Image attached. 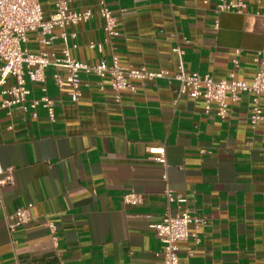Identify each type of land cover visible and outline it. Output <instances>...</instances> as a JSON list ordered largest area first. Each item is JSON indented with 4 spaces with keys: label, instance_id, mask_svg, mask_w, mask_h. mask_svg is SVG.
I'll return each mask as SVG.
<instances>
[{
    "label": "crops",
    "instance_id": "crops-1",
    "mask_svg": "<svg viewBox=\"0 0 264 264\" xmlns=\"http://www.w3.org/2000/svg\"><path fill=\"white\" fill-rule=\"evenodd\" d=\"M102 1L117 18L120 35L112 41L98 14ZM245 1L243 13L217 14V0H71V9L96 14L54 27L48 46L30 32L25 47L60 57L70 48L90 64L117 57L126 67L251 83L264 52V0ZM55 2L41 0L46 18ZM46 73L44 84L30 83L29 98L50 96L53 120L42 106L37 117L2 108L0 93V178L8 168L15 177L0 190V264H162L164 243L152 225L185 208L205 223L199 241L180 243V264H264V120L251 124L253 93L231 102L227 117L213 118L203 98L179 94L176 80L135 81V91L117 97L109 78L82 74L75 102L70 85L54 81L56 73L66 78V68L51 65ZM13 83L9 77L5 86ZM154 148H164L165 162ZM167 189L187 202H169ZM131 190L141 203L125 202ZM28 204L33 220L11 230L8 215Z\"/></svg>",
    "mask_w": 264,
    "mask_h": 264
},
{
    "label": "built area",
    "instance_id": "built-area-1",
    "mask_svg": "<svg viewBox=\"0 0 264 264\" xmlns=\"http://www.w3.org/2000/svg\"><path fill=\"white\" fill-rule=\"evenodd\" d=\"M56 12L46 18L41 5V0H0V93L4 96L1 107L10 109L17 106L23 112H30L34 117L38 116V107L47 109L49 116L53 120L55 117V101L47 94L40 98H32L30 83L44 84L47 78V68L51 65L64 67L67 70L66 78L59 73L54 74V81L59 87H63L67 82L70 87V97L72 101H79L82 96L81 75L95 74L100 78H109L111 86L116 90L117 97L123 89L136 90L135 81H156L158 79H168L178 81L179 94H186L191 98H203L205 101V113L210 117L225 118L229 114L231 102H236L244 92L254 94V112L251 115V124L256 126L264 120V110L260 105L261 97H264V52H259L261 58V68L256 73L253 82L231 78L215 79L210 74H200L199 72L186 73L181 71L171 74L168 70L152 71L141 66H122L117 57L114 62L108 64L105 61L87 63L72 57L70 48L63 50V56H57L47 50L33 53L25 47L30 32H38L41 42L50 45L55 35L53 29L56 26L65 28L70 24H78L91 19L96 12L91 9L74 10L69 7L71 0H55ZM210 0H205L208 3ZM247 7L245 0H217L215 12L243 13ZM105 19L104 29L107 33V40L112 41L120 35L117 27V18L113 11L102 1L98 11ZM218 27V23H216ZM66 37V33L62 34ZM91 47L102 49V43L92 42ZM76 47V45H75ZM175 51L181 56L185 51L177 46ZM235 66L239 65V60H233ZM14 78V83L6 87L8 78ZM46 91V88H43ZM216 103L218 109L212 112V105ZM152 152L158 153L157 160L165 162L164 148H154ZM7 175L0 178L1 187L13 184L14 170L7 169ZM169 202L185 204L187 198L182 194H175L171 189L166 191ZM1 200V193H0ZM124 200L128 204H139L142 202V195L131 190L124 195ZM33 204H28L18 208L14 213L8 215V226L11 230L33 220L31 208ZM205 223V218L197 216L188 208L176 214H167L162 221L153 224L156 234L164 243L161 252L162 264H180V243L190 237H196V231ZM47 225L54 241L58 239L57 226L52 220H48ZM194 226V231L191 230Z\"/></svg>",
    "mask_w": 264,
    "mask_h": 264
}]
</instances>
